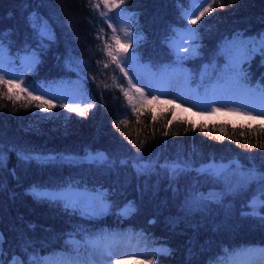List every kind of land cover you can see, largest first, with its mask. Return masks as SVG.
<instances>
[{
    "label": "trees",
    "instance_id": "16d2710c",
    "mask_svg": "<svg viewBox=\"0 0 264 264\" xmlns=\"http://www.w3.org/2000/svg\"><path fill=\"white\" fill-rule=\"evenodd\" d=\"M191 3L122 0L135 64L159 86L185 72L194 92H237L226 72L236 49L225 45L264 35V0H211L194 52L176 60L169 42L186 28ZM102 8L101 0H0L5 66L17 72L23 56L34 57L23 84L86 99L80 115L0 84V264H86L120 241L142 253L132 264L264 258V125L192 120L176 103L139 105L107 54V45L115 50ZM240 67L246 89H264V53ZM222 163L224 171L212 170ZM235 169L255 174L244 179ZM97 189L108 201L97 217L30 194Z\"/></svg>",
    "mask_w": 264,
    "mask_h": 264
},
{
    "label": "rangeland",
    "instance_id": "374dc122",
    "mask_svg": "<svg viewBox=\"0 0 264 264\" xmlns=\"http://www.w3.org/2000/svg\"><path fill=\"white\" fill-rule=\"evenodd\" d=\"M103 12L107 15L104 16L107 24L110 23L113 25L111 30V39L113 42V47L115 53H119L118 60L120 61L119 65L125 75L127 81L132 80V83L135 87L131 85V93L135 94L136 101L141 106H148L150 103H157L163 107L166 104H175L177 105V112L179 116H188L189 119L192 120H207L210 119L212 121L221 120H230L233 123H243L245 125L249 124H262L264 125V116H260L259 113L264 110V103H262L260 99V90L247 88V92L242 93L241 90L233 93H227L226 91L216 88V91H202V93L194 92L192 89H188L186 87V75L185 72H179L177 75H167L162 86L156 85V83L152 82L149 75L143 70L140 66L135 64L134 54L130 52V44L134 40L129 25L127 24V18L123 15L119 8H105L103 0ZM112 0H109L111 3ZM211 2V0H209ZM194 3L192 0L190 11L184 12V16L187 20L186 28L182 30H178L172 35V38L169 42V47L171 51H173V57L176 60L183 59V57H191L188 56L193 53V49L195 48V44H192L193 33L188 31L189 29L196 28V24H192L190 21L194 18L189 13L192 12L194 8ZM206 7L207 5H203ZM202 8H197L196 14L199 15V11ZM111 17V19H108ZM113 28L115 29V34L120 37V44H117L113 39ZM129 32V36H125L124 32ZM40 34L43 37L49 36V33L45 30L41 31ZM121 45L127 46V51H124ZM238 54V50L233 53L232 57H235ZM36 59L30 57H22L20 61L21 67L17 72L13 71L9 67L5 66V62L0 58V75H3L4 78L11 79L14 81L12 87L17 88V90H21L22 88H26V91H23V96L27 98L34 97H42L43 101H50L51 104L55 106L68 105L67 108L71 109L73 107H77L81 105L82 101L86 99L80 95V92L75 93L71 92L70 94L61 90H42V89H34L32 86L23 84L24 74L28 72V70L32 69L33 63ZM19 85L16 87L15 85ZM129 84V83H128ZM139 88L144 92V96L142 97L140 93L136 91ZM207 89V88H206ZM28 92H31L32 95L29 96ZM136 92V93H135ZM130 93V94H131ZM131 94V95H133ZM152 96H156V100H152ZM248 105V107H244L243 105ZM164 108V107H163ZM216 109V111H214ZM231 109H238V112L231 111ZM252 109V117L242 115L239 113L247 112ZM46 158H53L52 156H45ZM214 171L220 172L224 171L223 163L215 166ZM234 173L241 174L237 169L234 170ZM255 172L251 171H243L242 176L244 179L252 177ZM31 196H35L36 199L46 202L50 206H61L62 208H68L71 211H77L82 215H90L92 217L103 216L107 213L108 209V201H106L107 194L97 189L96 193L90 194L88 192L84 193V191L75 190L74 192L65 191L63 193L57 192H47V190L42 191H31ZM214 199L217 197L218 193L211 191L210 194ZM256 207V205H254ZM127 208H124L122 213H126ZM111 251V260L112 264H132V261H140L141 252L130 243L123 244V242H119L114 246H109L106 248L103 254L101 253L99 259H96L93 256H89V262L86 264H108L109 255L108 252ZM13 261L18 263V259H12L8 264H13ZM264 264V258L261 256H257V254L245 258V260L240 261H232L229 264ZM58 264H85L81 261L79 262H68Z\"/></svg>",
    "mask_w": 264,
    "mask_h": 264
},
{
    "label": "snow or ice",
    "instance_id": "6c2138e0",
    "mask_svg": "<svg viewBox=\"0 0 264 264\" xmlns=\"http://www.w3.org/2000/svg\"><path fill=\"white\" fill-rule=\"evenodd\" d=\"M213 2H215V0H213ZM104 3V7L105 8H119L120 7V3H122V0H112L111 3H109V0H103ZM194 3V8L192 10L191 13H189L190 15H192L194 18L190 21L192 24H196L198 20L201 19V17H203L206 13H210L213 10V3H210L209 0H193ZM203 5H207L206 7H204ZM222 6V5H221ZM94 7L99 8V5H94ZM197 8H202V10L199 11V15L196 14ZM102 15L106 16V13H102ZM108 19H111V17H108ZM110 28L113 27V25L110 23L108 25ZM188 31L192 32L193 34L197 31V29L193 28V29H189ZM45 34H46V29H45ZM124 35L127 37L129 36V32L125 31ZM113 39L115 40V42L117 44H120V37L117 36L115 34V29L113 28ZM121 47L123 48L124 51H127V46L126 45H121ZM106 48L108 49L107 54L112 58L113 62L119 64L120 61L118 60V56L119 53H113V51L111 50V46L107 45ZM225 48L228 50H233L236 49L238 50V54L235 57H230L229 58V66L228 69L226 70V72L230 75L231 77V82L232 84H234L236 86V88H238L239 90H241L242 93L247 92L248 90L245 88L243 80L244 77L242 75V69L240 67V65L247 61L250 57V55L259 50L261 53H264V35H259L257 38L255 39H245L244 37H236L233 38L231 41H229L226 45ZM0 50H2V44H0ZM105 67H107V65H105ZM121 71H124V69L122 68ZM125 75L127 76V73H125ZM129 85H131L132 87H135V85L132 83V80L128 81ZM0 84H5L8 85L10 88L13 86L14 81L11 79H5L3 75H0ZM16 87H19V85H15ZM26 88H22L21 91H26ZM136 91L138 93H140V95L143 97L144 96V92L137 88ZM28 95L31 96L32 93L28 92ZM125 95L127 96L128 93L125 92ZM9 98H11V96H9ZM34 99L36 100H41L42 103H47L49 104V107H54L55 105H51L50 101H43L42 97H34ZM157 97L156 96H152V100H156ZM260 99L262 101V103H264V89L260 90ZM41 105L38 104L37 107H40ZM244 107H248V105H243ZM61 107H68V105L64 104L61 105ZM90 107V106H89ZM71 111H79L80 115H84V111L80 110L77 107H73L70 109ZM214 111H216V109H214ZM231 111L234 112H238V109H231ZM252 109H250L247 112H242L239 114L242 115H246L249 117H252ZM260 116H264V110H262L259 113ZM262 147H264V145H261ZM262 180H264V177H261ZM262 204H264V201H261ZM109 255V260H108V264H112V260H111V251L109 250L108 252ZM13 264H16L15 261H13Z\"/></svg>",
    "mask_w": 264,
    "mask_h": 264
}]
</instances>
